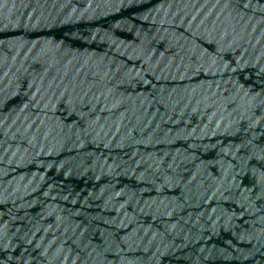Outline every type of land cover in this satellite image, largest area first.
I'll return each mask as SVG.
<instances>
[{
    "label": "water",
    "instance_id": "95a60500",
    "mask_svg": "<svg viewBox=\"0 0 264 264\" xmlns=\"http://www.w3.org/2000/svg\"><path fill=\"white\" fill-rule=\"evenodd\" d=\"M0 264H264V0H0Z\"/></svg>",
    "mask_w": 264,
    "mask_h": 264
}]
</instances>
